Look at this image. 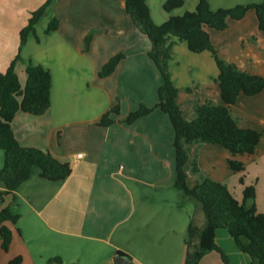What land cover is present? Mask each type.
<instances>
[{
    "label": "crops",
    "instance_id": "obj_1",
    "mask_svg": "<svg viewBox=\"0 0 264 264\" xmlns=\"http://www.w3.org/2000/svg\"><path fill=\"white\" fill-rule=\"evenodd\" d=\"M46 1L0 0V73L19 53L20 31ZM167 1L148 0L157 25L194 11L198 4L183 0L181 8L167 12ZM209 1L214 11L262 2ZM124 5L125 0H56L48 11L51 19L60 20L59 30L45 35V26L39 31V24L40 41L32 36L20 50L21 84L27 81L25 62L31 61L50 71L52 90L46 114H16L15 135L22 147L50 151L70 163L72 172L65 181L55 182L42 178L36 168L16 191L15 200L8 198L0 207L10 206L19 215L16 225L8 224L13 241L0 264L17 257H22V264H49L53 258L63 264H114L119 255L131 264H185L189 227L204 225L199 204L175 187V131L168 115L156 108L131 125L121 121L97 125L116 105L121 111L117 120H124L141 105L155 108L159 101L162 78L149 57L151 42L134 27ZM209 33L222 59L264 77V33L254 10L242 20H230L226 30ZM89 35L92 40L86 50ZM118 53L125 57L114 73L100 78L103 66ZM170 70L187 120L193 118L196 101L223 103L211 53L193 54L186 43L176 44ZM182 70L192 73L186 86L181 82ZM231 112L241 128L262 133L254 155L233 156L211 144L187 146L190 188L199 182L191 173L194 159L204 175L224 184L232 171L229 160L242 162L246 169L252 167L258 185H264V90L239 97ZM79 154L83 157L77 158ZM4 161L0 150V170ZM255 185L257 208L264 213V196ZM216 241L231 264H250L227 230H219ZM200 264H222V259L211 252Z\"/></svg>",
    "mask_w": 264,
    "mask_h": 264
},
{
    "label": "trees",
    "instance_id": "obj_2",
    "mask_svg": "<svg viewBox=\"0 0 264 264\" xmlns=\"http://www.w3.org/2000/svg\"><path fill=\"white\" fill-rule=\"evenodd\" d=\"M56 0H47L35 10L27 25L20 31V49L5 72L0 73V150L5 154L3 168L0 170V207L8 198L15 200L16 191L39 169L41 177L50 181L63 182L72 172L70 163L62 162L50 151L22 147L18 141L13 121L18 112L32 116L46 114L51 107L52 76L48 69L28 62L25 68L26 84L23 86L17 73V65L22 61L20 50L30 37L39 42L37 26ZM183 0H168L165 11L181 8ZM125 12L132 24L151 42L149 57L155 63L162 85L158 89V104L155 108L141 105L124 120H117L121 115L116 105L105 113L98 126L108 127L117 121L131 125L136 120L148 116L154 109H160L168 115L175 131L173 147L176 155L175 187L187 199H193L203 211L205 222L202 227L191 223L186 239L187 252L185 264H200L209 253L221 256L222 264H231L229 255L217 244V232L227 230L237 249L249 256L250 264H264V213H260L256 204V187L247 186L242 201L237 200L226 184L204 175L197 160L192 162L191 173L199 182L190 188L186 166L189 162L187 146L218 145L228 150L233 156L254 155L262 139V133L243 129L231 112V107L241 96L253 97L264 90V77L251 75L239 69L235 64L222 59L215 49L210 29L224 31L230 20H242L250 10L256 12L260 32L264 33V0L261 3L238 5L214 11L209 0H198L194 11L182 16H172L165 23L157 25L150 14L148 0H125ZM60 20L53 17L44 30L45 35L57 32ZM92 36L86 39L89 49ZM186 43L193 54L209 52L213 56L218 76L222 104L212 101H196L193 118L187 120L177 102L179 93L175 85L170 62L174 55V46ZM123 53L114 55L99 72L100 78L114 73L124 59ZM233 172L246 171L245 165L236 160H229ZM244 180L242 179V182ZM19 215L14 214L10 206L0 209V258L8 252L13 241V231L8 224L16 225ZM22 257H17L7 264H22ZM49 264H63L60 258H53Z\"/></svg>",
    "mask_w": 264,
    "mask_h": 264
},
{
    "label": "rangeland",
    "instance_id": "obj_3",
    "mask_svg": "<svg viewBox=\"0 0 264 264\" xmlns=\"http://www.w3.org/2000/svg\"><path fill=\"white\" fill-rule=\"evenodd\" d=\"M51 17L52 16H51L50 12L48 11V13L45 15V17L42 19V21L39 25V31L44 26H45V28L47 27L48 21H50ZM25 64L27 65L28 61L25 62ZM180 75L182 76L181 82H183V84H185V86L187 84H189V80L192 77V73L190 75L189 74L187 75V74H185V71L182 70V73ZM251 168H248V169H246V171L241 172V173L230 171L229 172L230 176L227 177V179L226 178L224 179L225 180L224 182L228 185L229 190L234 194V196L236 198H239V200L243 199V192H244L245 188L247 186H251V185L256 186L255 183H257V188H258V186H259V188L261 187L260 191H261L262 196H264V185H262V184L258 185L259 184L257 182L258 177L254 175L255 173ZM242 179L244 180L243 182H242Z\"/></svg>",
    "mask_w": 264,
    "mask_h": 264
},
{
    "label": "water",
    "instance_id": "obj_4",
    "mask_svg": "<svg viewBox=\"0 0 264 264\" xmlns=\"http://www.w3.org/2000/svg\"><path fill=\"white\" fill-rule=\"evenodd\" d=\"M114 264H131V263L125 256L119 255L114 259Z\"/></svg>",
    "mask_w": 264,
    "mask_h": 264
},
{
    "label": "built area",
    "instance_id": "obj_5",
    "mask_svg": "<svg viewBox=\"0 0 264 264\" xmlns=\"http://www.w3.org/2000/svg\"><path fill=\"white\" fill-rule=\"evenodd\" d=\"M81 157H83V155H82V154H79V155H77V158H81Z\"/></svg>",
    "mask_w": 264,
    "mask_h": 264
}]
</instances>
